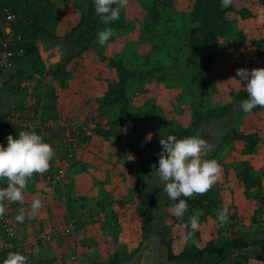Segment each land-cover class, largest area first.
Listing matches in <instances>:
<instances>
[{"label": "rangeland", "instance_id": "1", "mask_svg": "<svg viewBox=\"0 0 264 264\" xmlns=\"http://www.w3.org/2000/svg\"><path fill=\"white\" fill-rule=\"evenodd\" d=\"M48 1L53 6L51 11L55 19L47 23L45 32H38L34 39L27 42L33 43L37 49L39 46L43 50L50 48L56 51V64L47 71V74L52 71L56 78H52L53 88L29 96L35 100L32 105L37 106L44 95L52 93L57 96L58 104L53 111L32 106L16 109L26 110L32 114V119L40 122L52 120V115L56 114L53 125L41 126L36 132L55 149L51 166L62 169L64 178L54 187L46 179L42 181L39 175L41 182L35 186L34 194L45 208V221L38 220V213L31 217L29 212L25 213V218L28 216L29 220L27 226L25 223L19 224L16 219L14 221L18 226L16 247L28 257L29 264H37L41 258L45 264H111L115 259L118 264H139L144 256L145 264H186L185 261H168V242H171L172 249L181 252L197 241L203 245L210 240L220 243L234 236L233 233L249 232L245 240L248 243L264 239V234H261V230L264 232V221H261V215H257L261 208L257 199L262 190L247 189L242 177L243 168L236 165L250 160L240 154L242 146L238 142L221 143L224 137L248 133L249 128L245 126L254 122V111L244 113L238 105L240 102L235 104L230 95L244 89V82L236 76V69L249 70L256 60L254 57L251 62L254 53V46L248 42L251 38L245 36L247 41L238 42V46L232 40L222 39L218 47L213 48L210 74L216 91L201 101L198 86L193 82L195 68L187 66L191 23L186 13L195 0H128L120 19L113 22H120V25H110L115 35L104 46L97 43V32L88 45L72 31L81 20L86 8L85 0ZM249 8L251 13L246 14L255 20L253 24H248L251 33H254L252 36L256 38L251 40L260 41L261 38L264 41V13L259 12L260 8L256 5ZM232 22L235 24L234 31L244 35L242 28L235 21ZM24 25H28V22ZM23 32L19 33L25 37ZM258 49L261 57L264 55L262 45ZM110 59L127 70L144 74L152 72L153 75L157 72L161 80H153L155 77L152 76L150 81L145 82L142 93H136L135 87L141 82L135 81V86L130 82L133 87H127L125 96L131 101L128 103L127 117H124L129 120L125 119L124 127L114 122L118 116L117 110L98 109L109 85L118 81L117 72L109 66ZM56 72H68L69 76L61 82ZM36 79L40 80L39 77ZM24 82L16 81L10 88L21 89L20 95L24 94L25 89L21 86ZM6 83L3 82L1 90L6 91ZM10 88H7L8 92ZM228 103L236 105H233L228 117L219 121L209 118L213 110ZM10 110L0 111V118L13 113ZM198 113L202 114L201 122L191 136H199L214 146V150L207 153L205 158L216 159L222 171L218 182L204 194V208H199L203 213L200 218L206 216L205 213L209 214L204 220L200 219V227L193 239L185 243L182 240L185 229L182 225H174L176 217L171 207L174 202L163 193L162 185L156 183L152 189V178L157 179L153 177L152 170L153 165L158 166V155L150 152L147 144L156 133L165 137L169 131L181 133L189 130ZM101 130H110L109 140L105 141L98 134ZM88 135L91 136L89 142L84 140V136ZM221 146L223 150L218 152ZM253 166L250 165L257 179L264 183L262 174ZM101 179L103 182L97 181ZM96 181L101 184L98 186L101 191L90 200L93 191L89 193L88 186L96 184ZM198 196L195 194L190 198L196 200ZM14 203L11 205L7 202L5 207L9 210L4 215L16 217L19 211L14 205L30 208L25 199L23 204ZM48 205H57L59 209L57 213L60 219L56 216V225L53 222L49 225L45 223L52 217ZM222 206L229 209V220L224 226H220L216 220L217 210ZM153 214L156 220L153 224H147L150 230L147 244L143 240L145 231L142 223L148 215ZM66 215L67 218L63 220L61 216ZM88 218L91 221L104 219L103 225L107 224L103 231L104 241L107 245L101 242L102 245H96L97 249L89 248ZM70 224L73 231L64 234L63 230ZM116 227L121 230L115 243H122L123 248L122 245L114 247L112 244ZM55 230L61 232L53 236ZM127 232L133 233L132 240ZM41 234L49 239H42ZM135 240H142V244L137 245ZM132 241L135 243H130ZM236 255L246 256L250 261L246 263L235 256L228 258L224 264H238L237 260L240 264H264V245L250 246L237 251ZM53 258L56 260L52 261Z\"/></svg>", "mask_w": 264, "mask_h": 264}, {"label": "trees", "instance_id": "2", "mask_svg": "<svg viewBox=\"0 0 264 264\" xmlns=\"http://www.w3.org/2000/svg\"><path fill=\"white\" fill-rule=\"evenodd\" d=\"M86 8L83 11L81 20L77 24L75 28L72 29L73 33H75L79 40L84 41V43H88L91 41L95 33L103 26L100 23L99 18L95 15L93 0H85ZM144 1V0H139ZM159 1V0H153ZM235 1L232 6L227 9H224L220 6L219 0H195L191 9L186 13V16L190 20L191 28L189 30V39H188V48L190 55L187 60L188 67H194L195 72L193 76V82L198 86L200 99L201 101L207 97L208 95L213 94L216 91V87L214 85V81L211 77L210 70L213 65V55L212 50L215 47H218L220 44V40L228 39L232 40L234 44L238 46V42H245V35L240 31H234L235 24L230 19L232 15H239L241 18H245L248 16L247 10H237L235 7ZM253 3L264 8V0H253ZM52 4L48 0H0V15L1 17H6V14L9 13L14 17V22L12 23L13 31L15 34H21L20 31H24L22 35L25 42H19L16 44L14 49L19 50L22 49L23 55L17 58V62L20 59L25 57L32 58L35 56L37 58L38 52L37 47L33 43H28L27 40H32L36 37L38 32H45L47 23H50L55 18L52 15ZM21 15V16H20ZM25 22H28V25H24ZM120 22L113 23L116 27H118ZM1 28V27H0ZM21 28V29H20ZM26 30V31H25ZM1 34V30H0ZM1 36V35H0ZM26 38V39H25ZM250 45L254 47L261 48L262 45V53H264V41H255L251 40ZM16 62V63H17ZM110 68H114L116 73V77L118 79L117 82L109 85L108 91L105 93L102 101V104L98 107L99 110L102 109H114L117 110V118L115 119V124L120 125L121 127L125 126V119L129 120L127 117V108L129 109V101H131L125 93L129 88H132L135 84V81L141 82V84L136 87V93L139 91L143 92V86L145 82H148L152 79V76L155 77L153 80L161 81L157 76V72H152L149 74H144L142 72H137L136 70H127L123 66H121L118 62L114 60H109ZM15 65L12 67L14 68ZM11 68V69H12ZM57 77L59 80L64 81V77L67 78L69 76L68 72H61V74L57 73ZM59 74V75H58ZM54 77L55 74L53 73ZM56 78V77H55ZM134 80V82H133ZM152 80V81H153ZM133 83L132 87L130 86ZM62 85V84H61ZM128 87V89H127ZM139 89V90H138ZM135 90V88H133ZM138 92V93H139ZM235 102L242 101L247 98L246 90H241L238 93L232 92L230 94ZM233 103H228L222 107H219L213 110L209 116L210 119L219 121L225 119L229 115V111L232 109ZM22 109V108H21ZM257 110H261L264 108L257 107ZM23 115H26V110H22ZM129 111V110H128ZM28 117L31 118L30 115ZM202 114H196L195 120L191 124V128L185 132H173L169 131L165 137H161L159 133H156L154 138L147 144V148L150 152L155 155H158L161 151V145L159 144V140L162 138H166L168 135H175L177 138H183L186 136H191L196 130L201 122ZM49 130V127H48ZM19 131L22 129L17 128L16 126L4 124L0 132V144L6 145V137L11 134L15 137ZM110 130L107 131H98V134H101V137L107 141L109 140ZM48 132V131H47ZM49 134V132H48ZM91 139V136H84V140ZM46 141V140H45ZM229 141H236L241 144L242 148L240 150L241 155H251L256 152V148L260 143V137L256 133L250 134H242L238 133L231 138L229 136L224 137L221 141L223 145L228 144ZM49 143V141H46ZM50 144V143H49ZM223 147L218 148V152L222 151ZM65 155V154H64ZM67 155V154H66ZM237 167H242V177L244 179L245 187L247 189H256L262 190L260 194H258L257 201L260 203L261 208L258 210L257 215H262L264 213V194L261 180L257 179L255 171L250 167L249 162H241L236 164ZM61 169H57L54 166H51L48 171L43 174H33V175H42L43 180L46 179L47 175H53L57 173ZM259 174H262V171H257ZM261 176V175H260ZM59 182V181H58ZM57 182V183H58ZM56 183V184H57ZM55 187V185H54ZM205 194V193H204ZM204 194L199 195L196 200H192L191 198L187 199L189 204V209L185 213L183 220H177L175 218L174 225L179 224L183 225L184 222L188 220V218L194 214L193 210H199V208H204ZM12 205V202L10 203ZM195 211V212H196ZM261 213V214H260ZM209 214V213H208ZM201 220H204L207 215ZM214 216V213H210ZM210 215V216H211ZM151 216L148 215V218H145L142 223V229L145 231L143 233V240L147 241L148 244V233L149 229L147 224L150 222ZM254 220V219H253ZM228 237L226 240L217 243L215 241H210L202 246L198 241L192 243L187 248L179 253H175L172 249L171 242L167 243V252H168V261H185L186 264H224L226 260L230 257H240L245 260L246 263L250 261L246 256H237L236 252L244 250L250 246L256 245H264V239H258L255 241L247 242L246 237L249 235L248 232ZM16 237L12 240L14 245L11 251L5 253V256L9 252H20L19 248L16 247ZM6 258V257H5ZM114 264H118L116 259L112 261ZM238 264L240 261L237 260ZM111 263V264H113Z\"/></svg>", "mask_w": 264, "mask_h": 264}, {"label": "clouds", "instance_id": "3", "mask_svg": "<svg viewBox=\"0 0 264 264\" xmlns=\"http://www.w3.org/2000/svg\"><path fill=\"white\" fill-rule=\"evenodd\" d=\"M234 0H219L224 9L232 6ZM128 0H93L95 15L105 27L97 31L96 40L104 46L115 35L110 25L118 21ZM236 76L244 82L247 98L239 103L244 113H251L254 108H264V68L236 69ZM236 80V79H234ZM6 145L0 144V182H6V187H0V217L6 212L5 202L23 204L25 192L33 174H43L50 168V162L55 157V149L44 138L33 130H22L13 137H6ZM161 151L158 154V166L153 165L157 172V184L162 185L172 204V214L177 220H183L189 209L187 199L195 194L202 195L215 185L221 176V165L216 159H207V153L214 146L199 136L177 138L168 135L159 140ZM42 208L40 199H34L30 208H21L16 215L17 222H23L25 213L35 217ZM229 209L222 206L216 213V220L224 226L229 220ZM202 211L197 210L183 223L185 232L182 240L190 242L200 227ZM0 264H29L26 255L20 252H9Z\"/></svg>", "mask_w": 264, "mask_h": 264}, {"label": "crops", "instance_id": "4", "mask_svg": "<svg viewBox=\"0 0 264 264\" xmlns=\"http://www.w3.org/2000/svg\"><path fill=\"white\" fill-rule=\"evenodd\" d=\"M251 5L252 6L256 5L255 3H253V0H236L235 1V7L237 8V10H240V9L247 10L248 13L249 12L251 13V9L249 8V6H251ZM256 6H258V5H256ZM258 7L260 8L259 12L264 13V8H262L260 6H258ZM251 16H252V14H251ZM252 18H254V17H252ZM252 18L250 16H246L245 18H241L239 15L230 16V19L232 21H235V23H237L242 28L245 36H248L251 39H256L252 36V35H254V33L253 34L251 33V30L248 26V24L251 22L253 24L254 19H252ZM257 21H258V19L256 20V22ZM251 39H249L248 42H250ZM259 39L261 41V38H259ZM252 48H253L254 53L251 55L253 57L252 60L251 59L250 60L252 62L254 57L256 58V60L253 62L252 65H250L249 71L254 69V68H264V58H262V56H264V55H261V57H260L261 53H260L258 47H252ZM48 49L49 50H43V48H40L38 46L37 58H34V57L32 58V56L25 57L23 60L19 61L13 69H10L5 73L4 82H7L6 86H5L6 91L5 90L3 91V89L0 90V94H1L0 95V111H3L5 109H11L10 111H13V113H16L18 115L23 116L24 111L16 109V108H23L24 106H28V107L30 106L29 108H31V106H32L34 108H38V109H42V110L44 109V110H52L53 111L55 109V107H57V104H58L57 101L58 100H57V96H55V94H53V95H52V93L46 94V95L43 94L44 99L43 100L41 99L42 101L39 99L40 102L36 101L37 106L32 105L35 100L34 99L32 100V97L29 96V94H32V93L41 94V93H43V91H46L47 89L53 88L51 86H53V82H52L53 79L52 78H54V75H53L52 71L48 72V74H47V71H48V69L54 68V65L56 64L55 59H57V58L55 55L56 51L51 50L50 48H48ZM20 67H23V69ZM32 71H34V73ZM23 75H24V78L22 77ZM38 77L40 78L39 81L36 79ZM49 78H51V79H49ZM19 80H21L22 82L25 81L21 86H23L26 91L24 90V94H21V95H20L21 89L18 90L17 88L16 89L10 88V85L12 83L15 84L16 81H19ZM14 84H12L11 87ZM7 88H10L9 92H8ZM242 90H245V88ZM239 102H241V101H239ZM239 102H236L235 104H238ZM46 103H47V106L45 105ZM234 106H236V105H234ZM253 111L254 112L252 113V115H253V121L254 122H252L251 125L245 126V127L249 128L248 129L249 131L246 134L256 132V134L260 137V143L258 144V146L256 148V152L254 154L247 155V156L244 155V158L248 161L249 160L251 161V164L254 165L253 166L254 169H255V167H257L258 169L256 168V170L262 171L264 173V109L257 110L254 108ZM25 113H27L26 114L27 116L30 115L32 117L31 113L28 114L27 111H25ZM257 113H260L259 117L257 116ZM8 114H10V113H8ZM55 115L56 114L52 115V117H51L52 120H48V121L44 120V122H42V123L53 125ZM249 116H251V115H247L246 117H249ZM155 170H156L155 168L152 170L154 178L157 177V172ZM41 177H42V175H41ZM262 177L264 178V174ZM41 179L43 181V177ZM41 179H40V182H41ZM97 181L103 182V179L97 180ZM97 181H96V184L88 186V192L91 193L93 191L92 194L89 196V197H91L90 200L93 199L92 197L97 196L101 191L100 188L98 187L101 184H98ZM40 182H39V175H33L32 179L29 181L28 188L25 192V200L29 203L28 206H30L31 202L34 199L38 198V197H36V194H34V193H35V189H37L35 186L39 185ZM91 182H93V181H91ZM88 183H89V175H88ZM156 183H157V179L152 178V184H151L152 189H154L156 187V185H157ZM6 186H7L6 182H0V187H6ZM262 188L264 190V183H262ZM62 195L65 197L64 192H62ZM164 195H163V197H165ZM44 197L42 198L43 202H44ZM46 200L48 201V197ZM46 203H48V202H46ZM5 205H7V202H5ZM56 206L57 205H54V207L52 205L47 206V209L52 213L51 219L49 218L45 222V223H48V225L50 224V222H53L54 225L57 224L56 219H55L56 216L58 217V220L60 219L59 218L60 215H58V213H57V210L59 211V209ZM58 206H60V203L58 204ZM8 210L6 209V211H8ZM44 212H45V208L42 206V208L38 211V220H40V221L44 220V217H45ZM62 215H64L63 212H62ZM61 218H63V220H64L65 218H67V215L64 217L61 216ZM156 218H157V216H156ZM261 219H262L261 221H264V213L261 215ZM49 220H51V221H49ZM105 220H107V219H105ZM154 220H156V219H155V215L153 214L150 218V224H153ZM28 221L29 220H28V216H27L24 219V221L22 223L19 222V224L21 223V225H22L25 223V226H27ZM103 223H104V219H98L97 221H95V220L91 221V219L88 218V241H90V246H89L90 249H97L96 245L98 247L99 245H102L101 242L105 243L103 231H104V228L107 226V224L103 225ZM45 227H47L46 224H45ZM16 228H18V226ZM116 228L118 230L116 229V231L114 232L112 244L114 245V247H116V246L120 247L122 245V243H120L119 245H116L115 241H117V238L119 240V234L118 233L120 232L121 229L119 227H116ZM127 233H129L128 236L132 240L134 235H131V234H133V233L132 232H127ZM261 234H264L263 230H261ZM16 238H17V236H16ZM135 241H137L136 242L137 245H139L140 243L142 244V240H135ZM135 241H132L130 243H135ZM210 241H212V240H210ZM210 241H208V242H210ZM15 242H16V240H15ZM126 244H127V242H125V245ZM205 244L204 245L201 244V245L205 246ZM123 247L124 246L122 245V248ZM173 250L175 253H179L177 250H175V249H173ZM42 260L43 259L41 258L40 261H42ZM51 260L54 261L56 259L53 258ZM39 262L37 264H45L43 261L41 263H39Z\"/></svg>", "mask_w": 264, "mask_h": 264}, {"label": "built area", "instance_id": "5", "mask_svg": "<svg viewBox=\"0 0 264 264\" xmlns=\"http://www.w3.org/2000/svg\"><path fill=\"white\" fill-rule=\"evenodd\" d=\"M14 22V17L9 13L6 14V17H0V90L2 88L4 82L5 73L10 70L17 62V58L23 55L22 49L16 51L14 49L16 44L19 42H25L21 34H15L13 31L12 23ZM4 124H9L16 126L22 130H37L44 125L40 121H35L34 119L28 117L27 115H18L16 113H10L0 118V132L4 127ZM64 178V171L61 169L57 173L53 175H47L46 180L50 186L55 185L58 181ZM15 204L14 202H12ZM15 209L19 211L21 208L17 205H14ZM15 217H11L8 215H4L0 217V261L5 259V253L11 251L14 247L12 240L16 237V224ZM72 229V225L70 224L68 227L63 230L64 234H70ZM61 232V231H60ZM59 230H55L52 235L57 236ZM42 239H49L47 236L40 235Z\"/></svg>", "mask_w": 264, "mask_h": 264}, {"label": "flooded vegetation", "instance_id": "6", "mask_svg": "<svg viewBox=\"0 0 264 264\" xmlns=\"http://www.w3.org/2000/svg\"><path fill=\"white\" fill-rule=\"evenodd\" d=\"M138 261H139V260H138ZM138 261H137V262H138ZM138 263H139V264H145V263H146V259H145V257H143V258L141 259V261H139Z\"/></svg>", "mask_w": 264, "mask_h": 264}]
</instances>
